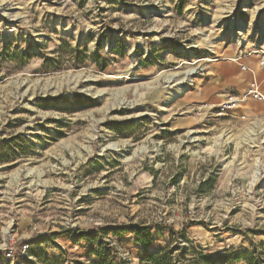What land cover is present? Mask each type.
Returning a JSON list of instances; mask_svg holds the SVG:
<instances>
[{"label":"rangeland","instance_id":"374dc122","mask_svg":"<svg viewBox=\"0 0 264 264\" xmlns=\"http://www.w3.org/2000/svg\"><path fill=\"white\" fill-rule=\"evenodd\" d=\"M261 44L264 0H0V247L29 245L0 264H140L144 227L173 264H264V123L193 99Z\"/></svg>","mask_w":264,"mask_h":264},{"label":"crops","instance_id":"0c3cea01","mask_svg":"<svg viewBox=\"0 0 264 264\" xmlns=\"http://www.w3.org/2000/svg\"><path fill=\"white\" fill-rule=\"evenodd\" d=\"M243 54L241 56L236 54L230 59L216 60L214 64L209 66L211 76L203 84L200 81L197 89L193 92V99L196 100L195 106L200 104L218 106L227 96L243 95L254 84H257L264 93V70L259 64V54L256 52L250 56ZM240 57L242 59L234 61ZM243 65L248 70H243ZM237 115L238 118L240 116L244 120L254 121V126L260 128L262 124L257 125V123L259 121L264 123V103L248 100L235 116Z\"/></svg>","mask_w":264,"mask_h":264},{"label":"built area","instance_id":"2783aa9c","mask_svg":"<svg viewBox=\"0 0 264 264\" xmlns=\"http://www.w3.org/2000/svg\"><path fill=\"white\" fill-rule=\"evenodd\" d=\"M256 53L259 54V64L261 69L264 70V48H258ZM242 59L241 57L235 59L234 61H239ZM243 70H248L246 66H242ZM248 100L264 103V93L260 90V87L257 84H254L250 87L243 95H229L226 99L218 106H213L211 104H201L199 107V114L203 116L205 119H210L213 115L223 118L227 115L237 111L240 109ZM2 243L0 247V252L4 253L5 258L10 261L4 262H12L14 259V255L20 253L21 258L27 257L29 252V245L25 244L22 246V249L18 247H14V238L11 237V232L9 228L2 231Z\"/></svg>","mask_w":264,"mask_h":264},{"label":"trees","instance_id":"16d2710c","mask_svg":"<svg viewBox=\"0 0 264 264\" xmlns=\"http://www.w3.org/2000/svg\"><path fill=\"white\" fill-rule=\"evenodd\" d=\"M150 227L138 228L132 231L135 236V242L142 245L145 250V256L140 260V264H173L171 253L168 249H161L156 253H149L148 247L152 244V233ZM127 232L126 227L106 230V234H114L122 237ZM208 260V258H206ZM203 264H216V261H205Z\"/></svg>","mask_w":264,"mask_h":264},{"label":"bare ground","instance_id":"6f19581e","mask_svg":"<svg viewBox=\"0 0 264 264\" xmlns=\"http://www.w3.org/2000/svg\"><path fill=\"white\" fill-rule=\"evenodd\" d=\"M195 73H196V69H191L186 73V77L181 80L185 83V85L180 89L181 91L186 90L192 84V80L189 79L188 77L193 76Z\"/></svg>","mask_w":264,"mask_h":264}]
</instances>
